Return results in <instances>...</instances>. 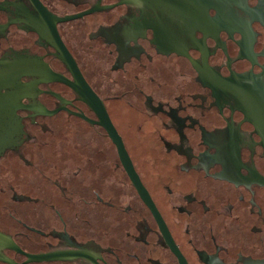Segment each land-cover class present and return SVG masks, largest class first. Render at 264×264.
I'll return each mask as SVG.
<instances>
[{
  "label": "flooded vegetation",
  "instance_id": "1",
  "mask_svg": "<svg viewBox=\"0 0 264 264\" xmlns=\"http://www.w3.org/2000/svg\"><path fill=\"white\" fill-rule=\"evenodd\" d=\"M14 62L54 76H19L31 90L0 168L20 163L39 185L32 196L6 181L23 231H0L24 251L32 233L38 253L92 256L34 264H264V0H0V72ZM82 133L78 157L28 155Z\"/></svg>",
  "mask_w": 264,
  "mask_h": 264
},
{
  "label": "water",
  "instance_id": "2",
  "mask_svg": "<svg viewBox=\"0 0 264 264\" xmlns=\"http://www.w3.org/2000/svg\"><path fill=\"white\" fill-rule=\"evenodd\" d=\"M7 66L8 67H4V72H0V156L6 149L12 147L15 136L21 129L20 121L17 120L15 110L20 107L19 99L21 97H25V92L31 90L30 85H24L19 82L18 79L22 74L21 71H25L26 69L28 70V74L41 75L46 77L54 76L48 69L36 63L32 65H23L20 62H14L8 64ZM220 85L224 89H229L228 84H226L225 82L220 81ZM7 87L11 89V91L5 93L1 92V89ZM76 90L81 95L82 99L94 109L101 120V124H103L108 129L107 131L109 132L110 137L113 139V143H115L117 147L120 159L124 166L123 169H125V171L127 172L129 178L137 188V191L139 192V195L141 196L143 201L149 207H151V202L148 198L147 192L139 182V178L135 173L127 152L123 147V143L111 126L102 103L94 94V92L91 91L88 85L83 81V79H80V77L77 78ZM91 138L92 136H89V134L86 133L76 135L72 138L65 135V137H61V140L59 141L56 139V143H54V139L51 138V141H53L52 144H55L56 146H53V148H37L33 146L31 149V153H28V155L32 158H39L38 161L40 163H44L45 165L49 163H46L43 158H46L48 155H54L55 153L57 155H62L63 153L65 158H67V156H70L69 158L72 159L73 157L79 156L77 152L78 150L90 149L87 142ZM72 146H75L74 150ZM50 158L51 156L49 157V159ZM27 164L31 165L30 162ZM68 164V167H70V165L72 167L73 165L72 162H69ZM68 167L66 166L65 169H68ZM3 169L0 168V187L6 188V181H9L13 185L17 193L27 192L32 194V196L36 195L35 192L37 191L36 189L39 184L37 183L38 179L36 178V174L34 173V171L30 172L29 174L27 172H24V169L23 167H21L20 163H14L12 165V169ZM10 195L11 194L8 188H6L4 192H1L0 190V227L8 230L11 233L17 234L23 231L17 221L23 217V206L20 203L11 201ZM15 198L22 199L19 196H16ZM109 219H112V216L109 217ZM30 234L32 236V242H27L18 236V240H20V242L27 247L25 248V250L28 251V253L22 250L15 243L11 236L0 231V261L7 264H34L53 261H74V259L79 257L89 259L92 257L88 252L74 250H57L46 253H38L40 248L38 236L32 233ZM5 250L13 251L25 257V261L22 263H16L14 260L4 254ZM16 259H20V257L16 256Z\"/></svg>",
  "mask_w": 264,
  "mask_h": 264
}]
</instances>
